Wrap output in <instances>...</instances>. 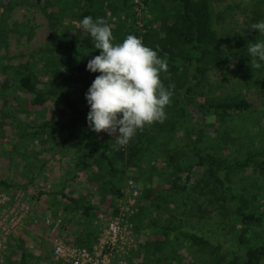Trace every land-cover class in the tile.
Returning a JSON list of instances; mask_svg holds the SVG:
<instances>
[{
  "label": "rangeland",
  "instance_id": "1",
  "mask_svg": "<svg viewBox=\"0 0 264 264\" xmlns=\"http://www.w3.org/2000/svg\"><path fill=\"white\" fill-rule=\"evenodd\" d=\"M101 1L116 36L148 22L156 30L158 17L165 14L160 4L127 0L130 15H119L118 21L106 5H122L124 0ZM207 2L216 42L207 46L205 63L192 64L204 68L205 74L193 83L194 68L180 64L175 75H161L165 86L175 84L179 99L172 97L163 123L146 126L152 141L144 144L145 151L119 179L122 196L116 199L99 186L108 179L105 169L96 177L93 167L74 170L79 157L84 164L92 163L94 156L86 154L93 150L91 143L79 150L65 138L34 137L35 128L58 118L59 111L54 103L43 108L31 106L15 78V68L25 66L40 88L58 78L54 71L62 60L53 49L80 32V4L77 0H0V264L16 261L17 239L24 242L29 264H73L55 254L54 246L85 247L79 238L86 229L97 236L87 248L89 252L108 256L110 264H151L167 253L169 258L161 264H199L200 253L189 250L185 241L152 228L174 225L179 218L186 231L210 240L214 251L208 253L205 264H232L235 253L241 254L236 245L242 228L234 214L236 205L246 214L260 216V224L250 226L243 243L264 244V174L249 169L223 173L225 189L235 197L234 201L225 197L224 202L220 189L211 181L207 185L204 169L198 168L190 152L195 146L232 166L246 155L264 150V68L253 72L247 49L254 36V42L264 41V36L249 28L264 20V0ZM59 71L66 76V69ZM239 100L249 102L251 108L225 118L201 108L207 103ZM90 136L110 149L117 145L107 132L90 130ZM69 144V151L58 153ZM258 160L264 161V157ZM178 175L190 178L182 215L175 197L169 194ZM197 182L199 186H195ZM57 190L82 196L95 207L94 213L91 217L71 215L68 224L62 209L53 211L56 201L47 195ZM199 206L204 214L198 212ZM114 222L119 223L121 237L112 250L107 243L101 248L103 231Z\"/></svg>",
  "mask_w": 264,
  "mask_h": 264
},
{
  "label": "trees",
  "instance_id": "2",
  "mask_svg": "<svg viewBox=\"0 0 264 264\" xmlns=\"http://www.w3.org/2000/svg\"><path fill=\"white\" fill-rule=\"evenodd\" d=\"M143 0V3L160 4L165 10V14L158 17L159 24L157 29L153 30L148 24H143L139 27H129L125 29L122 36L114 35V44L122 43L128 35H135L142 39L145 46L158 51L161 58L168 61L169 71L161 75L173 76L179 71V65L191 66L194 68L192 76L193 83L199 82V76L205 74V69L200 66L192 65L194 62L202 63L207 61L208 51L207 46L216 42L215 32L211 26V16L207 0ZM39 2V0H37ZM127 0H124L122 5L111 6L107 4L106 7L113 18L119 21V15L129 17L130 7L127 6ZM170 2L172 3L170 5ZM80 4L79 22L86 16H91L94 20L103 17L108 24L113 23L111 17L106 19V11L104 9V2L101 0H77ZM121 5V10L117 8ZM118 11H117V10ZM120 11V12H119ZM126 23V22H125ZM112 25V24H111ZM116 26V25H115ZM127 26V24H126ZM80 32L74 36L60 41L53 49L54 53L62 60V63L56 67L55 73L58 78H53L44 87H38L34 77L29 72L28 68H15V78L18 83V90L25 96L29 97L31 106L34 107H50L53 103L58 108L59 117L52 118L46 123L40 125L36 129L34 137H58L65 138L72 141V147H78L79 150L85 148L87 142L93 145L92 152L88 150L86 154L90 153L94 156L92 163L84 164L82 158L79 157L75 164L74 170L80 171L93 167L94 175H101L103 169L106 170L108 179L102 182L99 186L115 196L120 198L122 196L118 184L119 180L124 176L126 170L131 167L135 161L145 151L144 144L152 141L153 135L144 128L143 131L138 130L135 137L125 146L117 144L115 148L110 149L107 144L99 141H94L90 136V128L88 127L87 116L90 112V105L86 99V93L91 87L95 78L101 73L90 72L87 70L88 61L101 54L100 49H95L94 41L82 25L79 26ZM257 36H254L249 42H254ZM66 69V76H61L60 69ZM185 92H188L185 90ZM173 97L178 98V94L174 91ZM52 103V104H51ZM53 104V105H54ZM203 110L213 111L221 118L228 117L231 113L247 111L251 108V104L245 100L223 103H207L201 105ZM160 123V122H156ZM156 125V124H155ZM154 129V128H153ZM67 138V139H66ZM70 144L66 149L58 150L61 155L64 151H69ZM190 152L197 161L198 168H203L204 173L208 179L207 185L210 181L215 187L220 189L224 196L221 197L225 202L226 198L229 201H234L235 197L230 191L225 189L224 181L221 175L224 173L237 172L249 169L257 175L264 174V161L258 160L264 157V150L257 153H251L239 162L228 166L225 159H218L212 154L204 153L197 148H191ZM172 157L170 158V160ZM45 163V162H44ZM79 169V170H77ZM70 172V167L68 169ZM114 180H118L114 182ZM94 181V180H93ZM188 175L182 177L178 175L170 187L169 194L175 197V202L179 208L185 207V193L190 184ZM198 183V184H197ZM195 186H199L197 182ZM117 184V185H116ZM100 188V187H99ZM100 188V189H101ZM202 194L205 196V190L202 187ZM48 196L55 199V204L52 206L53 211L62 209L61 214L66 217L68 224L70 223L71 215L79 214L80 217H91L95 211V207L90 205L82 196H69L57 190ZM226 197V198H225ZM202 208V206H201ZM200 206L198 212L201 211ZM182 215L184 209L181 208ZM117 212L113 211V215ZM234 214L238 217L241 224V229L237 237V248L241 250V254L235 253V259L232 264H263L264 263V244L245 245L243 237L250 229V226H257L260 224V216L254 214H246L243 212L240 205L234 208ZM153 229H160L164 234H174V240H182L187 243V248L191 251L200 253L198 259L199 264H205L206 258L211 248V242L208 238L195 235L184 229L182 218L178 222L170 226H152ZM15 238V236H14ZM80 244L90 249L92 244L96 241V233L90 229H86L83 236H80ZM16 261L13 264H29L26 253V248L23 240L17 239L15 242ZM172 249V247L170 248ZM13 252V251H12ZM168 253L157 260H153L151 264H161L162 261H167ZM162 260V261H161ZM164 261V262H165Z\"/></svg>",
  "mask_w": 264,
  "mask_h": 264
},
{
  "label": "clouds",
  "instance_id": "3",
  "mask_svg": "<svg viewBox=\"0 0 264 264\" xmlns=\"http://www.w3.org/2000/svg\"><path fill=\"white\" fill-rule=\"evenodd\" d=\"M79 25L90 33L95 49L102 50L87 64L90 72L101 73L85 94L90 105L88 127L96 133L107 132L125 146L138 130L167 119L165 109L175 89L174 83L165 86L161 79L169 71L168 61L135 35L114 44L111 25L103 17L86 16ZM249 28L264 36V20ZM247 49L253 72L264 68V41L249 42Z\"/></svg>",
  "mask_w": 264,
  "mask_h": 264
},
{
  "label": "built area",
  "instance_id": "4",
  "mask_svg": "<svg viewBox=\"0 0 264 264\" xmlns=\"http://www.w3.org/2000/svg\"><path fill=\"white\" fill-rule=\"evenodd\" d=\"M130 185L131 182L129 183V186ZM130 188L132 187L130 186ZM118 218L120 219V217L115 219L117 222ZM117 222L108 224L109 229L103 231L102 237L100 239L101 248H103L105 243H107L108 246H110V250H112L116 244L117 238L121 237V233L119 232V223L117 224ZM54 253L57 255H63L72 261L73 264H110L108 256L104 255V257H101L99 254L92 256L89 250L85 247L76 248L57 243L54 246Z\"/></svg>",
  "mask_w": 264,
  "mask_h": 264
}]
</instances>
